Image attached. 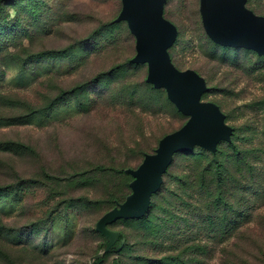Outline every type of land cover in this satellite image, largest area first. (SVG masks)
<instances>
[{"label":"rangeland","instance_id":"374dc122","mask_svg":"<svg viewBox=\"0 0 264 264\" xmlns=\"http://www.w3.org/2000/svg\"><path fill=\"white\" fill-rule=\"evenodd\" d=\"M246 6L264 16V0ZM121 8V0H16L0 9V143L32 149L0 150V187H9L0 194V264H91L103 243L96 223L112 196L130 191L120 171L136 169L188 120L164 90L144 87L147 65L129 64L135 38L125 22L110 25ZM164 17L178 31L173 64L205 79L202 101L233 129L239 152L222 146L220 155L229 207L214 206L219 187L202 170L210 157L177 155L152 213L162 231L117 224L127 245L102 264H264V56L213 43L199 0H166ZM79 85L85 110L69 96L44 116L9 123Z\"/></svg>","mask_w":264,"mask_h":264},{"label":"water","instance_id":"95a60500","mask_svg":"<svg viewBox=\"0 0 264 264\" xmlns=\"http://www.w3.org/2000/svg\"><path fill=\"white\" fill-rule=\"evenodd\" d=\"M248 0H199V13L207 37L215 44L264 55V16L247 8ZM122 8L116 22H125L135 38L132 64L147 65L146 82L163 89L168 100L187 122L165 135L153 154H146L136 169H127L133 181L131 194L116 208L103 215L97 231L109 239L95 257L107 252L117 234L107 225L117 219H140L149 210L152 195L163 184V175L177 153L191 152L196 147L215 152L221 141L230 142L233 129L225 115L212 102L202 101L208 92L206 81L196 71H181L172 63L169 50L178 35L176 26L164 17L166 0H121ZM92 264V262H91Z\"/></svg>","mask_w":264,"mask_h":264},{"label":"trees","instance_id":"16d2710c","mask_svg":"<svg viewBox=\"0 0 264 264\" xmlns=\"http://www.w3.org/2000/svg\"><path fill=\"white\" fill-rule=\"evenodd\" d=\"M14 1H16V0H0V9L4 5H6V4H9L10 5ZM10 18H11V15H9V19ZM119 23L120 22H116V21L114 22L113 21V22H111L110 25L111 26H117V25H119ZM217 46H219V45H217ZM219 47H222V46H219ZM223 48H228L229 49V47H223ZM230 49H234V48H230ZM246 51H251V50H246ZM67 52L68 51L66 50V51H61V52L40 53V54H37L38 56H36L34 58H36L37 60H39L41 58H44V57L49 56L50 54H56V55H58V54H65ZM252 52H254V51H252ZM129 64L130 65H133L135 67L136 66H141V64H132L130 61H129ZM96 80L98 81V78ZM103 81H105L107 83V79H103V80L101 79L99 81V83H101L102 85H105V84H103ZM144 87L148 91H150V93L151 92L152 93L153 92L154 93H160V91L163 90V89H156V88L153 87V85L148 84V83L145 84ZM69 96H73V97L77 98V100L79 101L78 104L80 105V108L82 110H85L86 109V107H85V102H86L85 101V99H86L85 98V90H84L83 85H79V86H77V87H75V88H73V89H71L69 91H62L61 93H59L53 100H51L45 106H43V107H41L39 109H33V108L32 109H28V112L25 113L24 115H20V116H17V117L9 118L8 121H9L10 124H16V123L23 122V121H26L28 119H31V118H34V117H37V116H44V115L48 114L49 112L53 111L55 109V107L58 105L59 102L67 101V99L69 98ZM225 121H226V116H225ZM222 146H228L229 148H231L237 154L239 152L238 149H237V147L232 142V137H231V141L230 142L221 141L218 144V146L216 148V151L214 153L213 152H210L208 150H204V149H201V148L196 147L191 152H187V153H177V154H175L174 155V158H173L172 164L169 166L168 170L163 175V184H162L160 190L157 193H155V194L152 195L151 203H150L148 212L142 218H140V219H117L114 222L108 224L106 226L107 229L110 230V231H112V232H115L117 234V240H116L115 244L107 252H105L103 254V256H101L99 258H94L92 264H102L103 261L105 260V258L107 256H109L111 254L120 255L123 252L124 247L127 245L128 239H127V237H126V235L124 234L123 231H121V230H114L113 229V227H115L117 224H122L125 227H128L131 224L141 225L145 230H147V231H151L152 230L156 234L157 233H160L162 231L161 230V227L163 225L162 223L159 224V223H153L152 222V213H153L154 208L156 206L155 205V198L157 196H159L160 195V192L164 189V184H165L166 176L168 175V171H169L170 167L174 164L175 158H176L177 155H180V154H191V153H193L197 149L203 151L204 153H206V155H208V157H210V160H209L208 164L202 169L203 170V173H205V174H207V173L212 174L213 175V178H214V181L217 183V188L219 187L218 194L216 193V195H213V199L212 200H213L214 206L215 207H218V208L221 207V206H223V208L229 207V203L227 202V199L225 198V193H223L222 192V189H221L222 184L225 183V179H226L227 173H228V171H227L228 170L227 164H226L225 160L224 159H221V157H220V155H221V147ZM0 150H3V151H12V152H24V151L31 152L32 151V149L30 147L25 146V145L20 144V143H14V142H3V143H0ZM153 153H149V154H153ZM127 169H131V168H127ZM127 169L121 170L120 172L122 174L126 175L127 174L126 173V170ZM126 176L129 177V181H128L127 186H129V188H130V183L133 181V178L129 174H127ZM7 191H9V187H0V194L1 195L5 194V196H7L9 194V192H7ZM130 194H131V189H130L129 193H127L124 196V198L122 200L121 199H118V198H116L114 196H112L110 198V200H109V203L111 205V208H110L109 211H111L112 209L116 208L119 204L123 203ZM109 211H107V212H109ZM105 214H103V215H105ZM177 219H178V216L174 217L173 218V221H175V220L177 221ZM167 222H169V221H168V218L165 216V227H166V223ZM95 231L101 236L102 241H103V243L99 247V250H98L97 254L95 255V256H97L104 249V247L108 244L109 239L106 238L101 232L97 231L96 226H95ZM112 264H120L119 258L118 259H115L112 262Z\"/></svg>","mask_w":264,"mask_h":264}]
</instances>
